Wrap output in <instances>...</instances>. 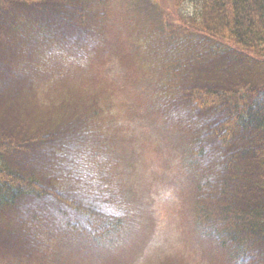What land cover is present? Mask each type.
I'll return each mask as SVG.
<instances>
[{
    "label": "trees",
    "instance_id": "trees-1",
    "mask_svg": "<svg viewBox=\"0 0 264 264\" xmlns=\"http://www.w3.org/2000/svg\"><path fill=\"white\" fill-rule=\"evenodd\" d=\"M115 1L0 0V264L43 261L79 211L93 235L120 224L62 191L76 165L108 183L93 153L117 108L95 61ZM166 1L155 19L124 10L142 35L131 63L147 65L125 80L181 129L198 230L233 263L264 264V0Z\"/></svg>",
    "mask_w": 264,
    "mask_h": 264
},
{
    "label": "rangeland",
    "instance_id": "rangeland-1",
    "mask_svg": "<svg viewBox=\"0 0 264 264\" xmlns=\"http://www.w3.org/2000/svg\"><path fill=\"white\" fill-rule=\"evenodd\" d=\"M146 6H154L157 14L160 9L167 10L168 2L162 0L155 6L146 1L139 4V0H116L111 5L108 33L103 41L115 46L112 52L105 50V55L97 56L96 71L110 82L106 85V93L111 95L117 111L112 127L104 130L103 139L110 140L112 133L117 131L124 153L162 159L156 162L138 160L132 165L124 184L136 207L133 223L117 242L119 246L101 258L97 257V261L99 264H225L217 245L196 229L193 211L196 201H190L185 195L187 188L178 186L176 179L173 181L169 176V168L175 169L176 163L170 153L168 138H162V128L157 129L155 137L150 134L151 126L161 119L150 112L147 99L139 93L140 88L125 80L128 75L141 84L147 65H142L139 60V66L131 63L126 47L130 48L137 41L133 33L128 34L122 26L124 10L136 12L141 19H149L151 14L144 9ZM189 9L188 5L180 6L178 13ZM158 142L161 144L155 145ZM84 251H77L79 258H70L68 264H96Z\"/></svg>",
    "mask_w": 264,
    "mask_h": 264
}]
</instances>
